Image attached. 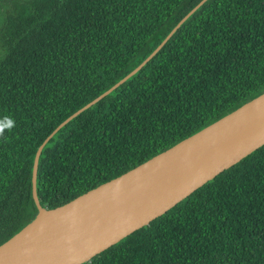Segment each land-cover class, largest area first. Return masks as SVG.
<instances>
[{
    "label": "trees",
    "instance_id": "16d2710c",
    "mask_svg": "<svg viewBox=\"0 0 264 264\" xmlns=\"http://www.w3.org/2000/svg\"><path fill=\"white\" fill-rule=\"evenodd\" d=\"M200 0H11L0 22V244L35 215L37 147L138 66ZM264 92V0H206L137 72L43 146L52 209ZM82 264H264V145Z\"/></svg>",
    "mask_w": 264,
    "mask_h": 264
},
{
    "label": "water",
    "instance_id": "95a60500",
    "mask_svg": "<svg viewBox=\"0 0 264 264\" xmlns=\"http://www.w3.org/2000/svg\"><path fill=\"white\" fill-rule=\"evenodd\" d=\"M200 0L132 71L59 123L37 147L31 171L33 218L0 244V264H82L148 225L194 190L264 145V92L149 158L52 209L36 195L37 162L68 121L137 72L203 2Z\"/></svg>",
    "mask_w": 264,
    "mask_h": 264
},
{
    "label": "clouds",
    "instance_id": "9594fccd",
    "mask_svg": "<svg viewBox=\"0 0 264 264\" xmlns=\"http://www.w3.org/2000/svg\"><path fill=\"white\" fill-rule=\"evenodd\" d=\"M16 126L14 119L10 117H5L3 120H0V140H7L5 136V131L11 132Z\"/></svg>",
    "mask_w": 264,
    "mask_h": 264
},
{
    "label": "rangeland",
    "instance_id": "374dc122",
    "mask_svg": "<svg viewBox=\"0 0 264 264\" xmlns=\"http://www.w3.org/2000/svg\"><path fill=\"white\" fill-rule=\"evenodd\" d=\"M11 0H0V22H1V14H2V4H6L10 2Z\"/></svg>",
    "mask_w": 264,
    "mask_h": 264
}]
</instances>
